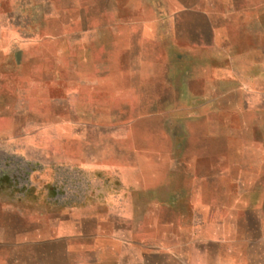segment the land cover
<instances>
[{
	"label": "rangeland",
	"instance_id": "1",
	"mask_svg": "<svg viewBox=\"0 0 264 264\" xmlns=\"http://www.w3.org/2000/svg\"><path fill=\"white\" fill-rule=\"evenodd\" d=\"M122 1L0 0V144L18 174L13 209L30 226L62 212L120 210L133 166L178 168L182 156L228 146L210 136L251 134L243 125L264 120V94L245 91H264L258 57L235 71L224 60L218 68L157 62L150 31L119 26L133 21ZM248 18L264 24L248 15L222 22ZM122 162L125 174H116Z\"/></svg>",
	"mask_w": 264,
	"mask_h": 264
},
{
	"label": "crops",
	"instance_id": "2",
	"mask_svg": "<svg viewBox=\"0 0 264 264\" xmlns=\"http://www.w3.org/2000/svg\"><path fill=\"white\" fill-rule=\"evenodd\" d=\"M122 3L133 21L119 26L150 31L157 62H206L218 68L224 60L228 71L255 56L264 63V24L251 22L254 18L222 22L224 15L264 18L263 0L239 6L236 0L213 6L207 0ZM23 23V28L29 24ZM244 38L249 39L245 48ZM221 41L226 42L222 54L216 50ZM161 47L174 56L167 58ZM260 73L256 76L264 79ZM258 108L264 112L263 105ZM214 109L222 111L219 104ZM255 120L243 125L251 134L210 136L209 141L228 146L195 158L182 156L178 168L133 166L134 177L122 182L126 193L120 210L62 212L35 226L13 209L18 174L10 151L0 144V264H264V120ZM6 141L0 134V143ZM125 170L123 162L116 166V174Z\"/></svg>",
	"mask_w": 264,
	"mask_h": 264
}]
</instances>
